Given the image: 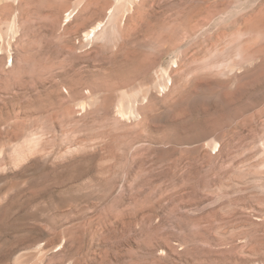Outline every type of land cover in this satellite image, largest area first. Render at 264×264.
I'll list each match as a JSON object with an SVG mask.
<instances>
[{"label": "rangeland", "instance_id": "obj_1", "mask_svg": "<svg viewBox=\"0 0 264 264\" xmlns=\"http://www.w3.org/2000/svg\"><path fill=\"white\" fill-rule=\"evenodd\" d=\"M0 264H264V0H0Z\"/></svg>", "mask_w": 264, "mask_h": 264}, {"label": "bare ground", "instance_id": "obj_2", "mask_svg": "<svg viewBox=\"0 0 264 264\" xmlns=\"http://www.w3.org/2000/svg\"><path fill=\"white\" fill-rule=\"evenodd\" d=\"M79 12V9L77 8H74V9H70V10H67V13H66V17H65V22L66 24L71 22L75 16L78 14ZM102 26V23H98L96 24L95 26H93L87 33H86V36L89 38L91 35H95L100 27ZM93 37V36H92ZM91 38V37H90ZM89 38V39H90ZM93 39V38H92ZM12 57V56H11ZM39 75V74H38ZM42 78V77H41ZM168 84V83H167ZM167 84L165 86H163V88H165L167 86Z\"/></svg>", "mask_w": 264, "mask_h": 264}]
</instances>
